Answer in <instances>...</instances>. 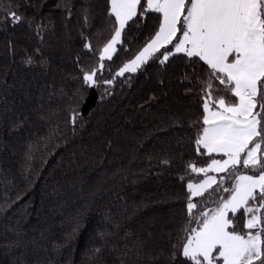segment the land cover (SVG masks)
Returning a JSON list of instances; mask_svg holds the SVG:
<instances>
[{
	"label": "trees",
	"instance_id": "trees-1",
	"mask_svg": "<svg viewBox=\"0 0 264 264\" xmlns=\"http://www.w3.org/2000/svg\"><path fill=\"white\" fill-rule=\"evenodd\" d=\"M110 7L109 0H0V264H180L172 246L184 228L197 227L188 223L189 198L197 212L216 207L212 189L190 197L187 188L205 177L190 165L222 155L195 143L208 66L173 50L164 63L156 52L116 76L154 37L162 14L141 15L138 5L98 83L83 84L118 27ZM9 8L22 22H7ZM230 173L220 174L222 188L259 169L241 163ZM242 213L233 222L245 234Z\"/></svg>",
	"mask_w": 264,
	"mask_h": 264
},
{
	"label": "snow or ice",
	"instance_id": "snow-or-ice-1",
	"mask_svg": "<svg viewBox=\"0 0 264 264\" xmlns=\"http://www.w3.org/2000/svg\"><path fill=\"white\" fill-rule=\"evenodd\" d=\"M109 3V19L115 16L118 27L100 52L99 69L83 72L84 85L98 83L97 72L103 70L105 58L112 59L126 23L137 15L138 5L141 15L145 11L162 14V22L139 54L116 72L117 77L137 71L156 52L164 63L173 50L198 58L191 62L203 61L209 69L207 87L201 88L203 119L195 143L209 155H222L219 160L212 159L207 168L190 165L193 172L207 178L198 185L188 183L187 188L190 197L203 196L212 189L209 196L217 203L215 208L204 211L201 207L197 212V202L189 198L188 223L195 222L197 227L183 229L185 235L172 246V260L175 262L179 254L180 264H264V154L258 155L264 149V0H146V9L142 0ZM5 16L11 23L23 20L11 8ZM31 62L29 57L26 63ZM217 80L223 88L213 89ZM76 118L74 112L73 124ZM241 163L245 169H259V173L235 175L230 188L220 186L223 177L218 184L215 177L207 176L209 171L229 173L230 169V175L235 174ZM213 184L217 188H212ZM220 192L230 195L224 198ZM241 209L248 217L244 228L249 231L245 234L233 222Z\"/></svg>",
	"mask_w": 264,
	"mask_h": 264
},
{
	"label": "rangeland",
	"instance_id": "rangeland-1",
	"mask_svg": "<svg viewBox=\"0 0 264 264\" xmlns=\"http://www.w3.org/2000/svg\"><path fill=\"white\" fill-rule=\"evenodd\" d=\"M145 46H146V45H145ZM145 46H144V47H145ZM115 47H117V45H116ZM144 47H143V48H144ZM143 48H142V49H143ZM142 49H141V50H142ZM141 50H140V51H141ZM140 51H139V52H140ZM139 52H138L136 55H138ZM136 55H135V56H136ZM135 56H133L130 60L134 59ZM130 60H129V61H130ZM129 61H128V62H129ZM128 62H127V63H128ZM142 64H143V63H142ZM142 64H141V65H142ZM141 65H140V66H141ZM258 155H259V153H258ZM225 158H226V157H225ZM217 160H219V159H217ZM209 164H211V162H210ZM209 164H208V165H209ZM208 165H207V166H204V167H200V168H207ZM221 173H222V172H212V171H209V172L207 173V176H213V177H215L216 180H217V182H218V181L220 180V174H221ZM206 178H207V177L205 176V177H204L202 180H200V181H194V182H190V183H192V184H194V185H198V184H200V183H201L204 179H206ZM213 185H215V184H213ZM213 185H212V186H213ZM229 215H230V213H229Z\"/></svg>",
	"mask_w": 264,
	"mask_h": 264
}]
</instances>
